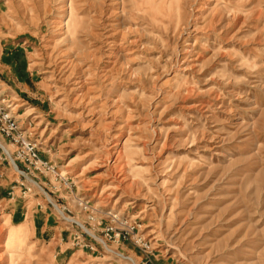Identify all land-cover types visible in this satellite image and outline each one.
<instances>
[{
	"label": "rangeland",
	"instance_id": "rangeland-1",
	"mask_svg": "<svg viewBox=\"0 0 264 264\" xmlns=\"http://www.w3.org/2000/svg\"><path fill=\"white\" fill-rule=\"evenodd\" d=\"M0 61V264H264V0H0Z\"/></svg>",
	"mask_w": 264,
	"mask_h": 264
},
{
	"label": "built area",
	"instance_id": "built-area-1",
	"mask_svg": "<svg viewBox=\"0 0 264 264\" xmlns=\"http://www.w3.org/2000/svg\"><path fill=\"white\" fill-rule=\"evenodd\" d=\"M4 93L0 86V132L19 145L18 156L29 165L41 170H54V166L49 161L40 157L37 144L24 135L19 119L15 116L12 100Z\"/></svg>",
	"mask_w": 264,
	"mask_h": 264
},
{
	"label": "bare ground",
	"instance_id": "bare-ground-1",
	"mask_svg": "<svg viewBox=\"0 0 264 264\" xmlns=\"http://www.w3.org/2000/svg\"><path fill=\"white\" fill-rule=\"evenodd\" d=\"M0 145L4 148V150L7 152V154L10 156L11 155V151L8 149V147L0 140ZM48 198H50L48 196ZM58 207V206H57ZM82 225V223H80ZM84 227V226H83ZM86 229V228H85ZM88 231V230H87ZM127 258V257H126ZM133 259V258H132Z\"/></svg>",
	"mask_w": 264,
	"mask_h": 264
},
{
	"label": "crops",
	"instance_id": "crops-1",
	"mask_svg": "<svg viewBox=\"0 0 264 264\" xmlns=\"http://www.w3.org/2000/svg\"><path fill=\"white\" fill-rule=\"evenodd\" d=\"M0 65H2L1 61H0ZM1 71V70H0Z\"/></svg>",
	"mask_w": 264,
	"mask_h": 264
}]
</instances>
